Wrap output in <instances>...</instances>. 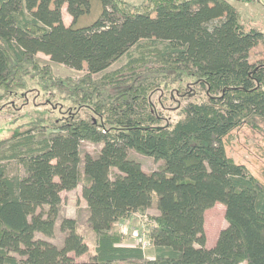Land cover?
<instances>
[{"label": "trees", "instance_id": "obj_1", "mask_svg": "<svg viewBox=\"0 0 264 264\" xmlns=\"http://www.w3.org/2000/svg\"><path fill=\"white\" fill-rule=\"evenodd\" d=\"M259 42L264 51V31L246 25L232 0H0V88H18L34 69L42 82L59 84L39 68L42 52L77 70L86 65L77 86L60 84L102 118L73 111L0 140V264H264V183L225 146L235 128L264 122V58L249 60ZM124 55L125 65L103 77L128 86L94 101L101 85L92 75ZM147 64L155 66L146 76H186L201 91L171 122H162L148 98L153 86L140 79ZM85 140L101 143L95 156L80 154ZM130 149L163 165L145 171ZM12 161L23 174L7 171ZM78 183L95 235L85 261L75 260L89 252L74 219L59 223L61 246L35 236L53 234L60 192ZM154 196L146 256L114 226ZM214 203L224 206L227 225L208 247L204 211Z\"/></svg>", "mask_w": 264, "mask_h": 264}, {"label": "rangeland", "instance_id": "obj_2", "mask_svg": "<svg viewBox=\"0 0 264 264\" xmlns=\"http://www.w3.org/2000/svg\"><path fill=\"white\" fill-rule=\"evenodd\" d=\"M232 3L238 9L246 25L254 26L264 31V9L256 1L232 0ZM62 17L64 23L69 24L71 17L65 11V7L62 9ZM35 58L39 64V68L47 66L50 76L59 79L60 82L59 84H54L51 81L44 83L40 76L36 74V69H34L35 73L30 71L28 75L22 77L23 84L18 88L10 92L0 88V140L11 136L16 131L27 128L33 121L47 117L54 120L63 114L73 111L81 116L95 117V119L102 121V118L97 117L91 112L90 106H93L92 102L79 101L71 96V92V95H69V90L67 87L65 88V85L60 84L77 86L86 73V65L83 66V69L77 70L63 63L52 61L48 55L42 52H38ZM263 58L264 51L262 43L259 42L250 50L249 60L250 62H255ZM126 59L127 57L124 55L112 63L105 72L92 75L91 80L101 85V88L98 90L99 94H95L92 98L94 101H105L107 100L106 97H108L105 94L106 91H109L114 96L118 95L119 90L128 86L127 84L110 86L104 83L106 79L103 77L107 74L113 75V72H116L125 65ZM152 62L154 63V61ZM151 66L155 65L147 64L144 66V69L142 68V71H139L140 79L143 81L146 79L153 86L152 89L148 90V98L154 110L161 116L162 122H171L178 118L180 108L188 101L196 99L201 91L186 76H183V80L181 81L178 78L174 79V77L172 80L160 75L146 76L147 71H149L148 68ZM28 68L31 69L30 65H28ZM145 76L146 78L144 79ZM184 87L187 88V92H184L185 89H181ZM225 146L227 154L232 156L236 162L243 163L250 173L264 183L263 121L255 119L252 122L244 123L240 127L235 128L226 137ZM100 147L101 143L97 144L85 140L81 142L79 150L81 155L89 153L95 156ZM128 155L132 159L137 160L145 171L155 170L163 165L162 160L139 154L133 149L128 151ZM7 171L10 174H23V167L12 161L8 163ZM60 198L61 202L53 234L47 236L37 233L35 236L61 246L65 233L60 230L59 223L64 217L72 218L76 221L77 231L84 235L89 252L75 257V260H88L90 254H93L95 235L87 223L88 208L82 196L81 184L78 183L74 188L69 190H62ZM155 202L156 198L154 196L152 206L143 213L135 212L129 217L119 219L116 222L115 229H121L123 226L127 232L125 234L127 242H135V237L131 234L133 230H137L143 234L146 226L152 223L153 217L157 214ZM224 212L225 209L221 203H214L204 211L205 243L208 247L213 246L220 230L227 225ZM144 250L146 256H151L153 253L151 247H146ZM239 264H244V262Z\"/></svg>", "mask_w": 264, "mask_h": 264}, {"label": "built area", "instance_id": "obj_3", "mask_svg": "<svg viewBox=\"0 0 264 264\" xmlns=\"http://www.w3.org/2000/svg\"><path fill=\"white\" fill-rule=\"evenodd\" d=\"M123 230V232L126 234L127 232L124 230L123 226L121 228ZM134 237L136 242L141 244V247L144 249L146 247H148L149 242L146 238V236L144 234L139 233L137 230H133L131 233Z\"/></svg>", "mask_w": 264, "mask_h": 264}, {"label": "crops", "instance_id": "obj_4", "mask_svg": "<svg viewBox=\"0 0 264 264\" xmlns=\"http://www.w3.org/2000/svg\"><path fill=\"white\" fill-rule=\"evenodd\" d=\"M257 3L260 5L261 8L264 9V0H258Z\"/></svg>", "mask_w": 264, "mask_h": 264}]
</instances>
